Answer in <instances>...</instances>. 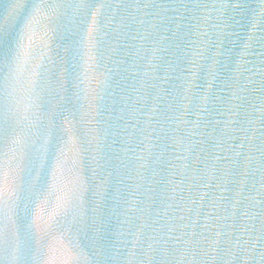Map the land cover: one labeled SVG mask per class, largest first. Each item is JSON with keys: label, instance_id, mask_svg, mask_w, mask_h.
<instances>
[{"label": "water", "instance_id": "95a60500", "mask_svg": "<svg viewBox=\"0 0 264 264\" xmlns=\"http://www.w3.org/2000/svg\"><path fill=\"white\" fill-rule=\"evenodd\" d=\"M0 264H264V0H0Z\"/></svg>", "mask_w": 264, "mask_h": 264}]
</instances>
